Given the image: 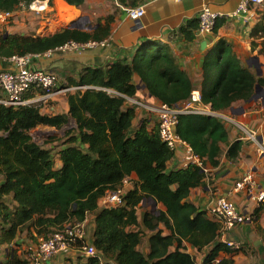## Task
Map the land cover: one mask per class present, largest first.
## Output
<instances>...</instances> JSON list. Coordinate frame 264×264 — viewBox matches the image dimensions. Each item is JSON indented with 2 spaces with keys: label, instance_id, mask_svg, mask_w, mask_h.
<instances>
[{
  "label": "trees",
  "instance_id": "16d2710c",
  "mask_svg": "<svg viewBox=\"0 0 264 264\" xmlns=\"http://www.w3.org/2000/svg\"><path fill=\"white\" fill-rule=\"evenodd\" d=\"M34 1L0 0V10L15 11ZM66 1L80 6L85 0ZM118 1L126 6H138L144 0ZM259 13L261 17L251 30L253 38L264 36V6ZM113 17H105V22L99 19V25L90 30L64 28L44 36L4 33L0 38V56L44 52L71 39L105 38L110 35ZM191 25L183 28L189 39L194 37L187 30ZM219 26L220 21L214 31ZM151 43L153 46L139 53L132 63L117 60L89 68L79 79H71L72 84L89 87L69 93V116L77 126L66 131L69 137L58 151L62 160L60 168L55 167L54 147L39 144L29 131L39 124L61 128L68 122V115L43 113L40 103L18 107L0 103V176L4 177L0 184V244L13 243L25 230L34 237L46 238L67 225L84 222L89 213H96L91 243L98 255L89 257L88 264H195V256L181 249L183 241L201 249L215 240L218 222L207 210L186 201L191 188L202 182L203 167L189 164L168 170L167 161L173 152L160 138L156 125L149 127L148 119L131 133L136 113L133 107L124 104L126 96L137 93L132 82L135 71L154 96L169 104L188 99L193 87L170 51L156 49V42ZM260 51L264 52V46ZM216 53L219 56L215 60ZM257 83L264 86V77L240 65L225 39H219L205 55L201 92L204 101L211 102L215 109L223 111L237 99L250 98ZM177 130L205 165L220 163L222 143L228 140V131L219 117L181 114ZM240 146L241 142L235 141L227 157L237 158ZM133 173L138 175V181L124 194L123 204L115 207L100 204L107 191L117 190ZM9 194L17 202L14 207L4 199ZM151 198L166 209L144 212L143 228H133L140 226L138 207ZM160 223L170 233L164 234ZM145 229L151 231L148 253L138 248ZM85 243L79 241L75 247L82 248ZM175 243L177 247L171 250ZM221 248L223 245L218 243L211 249L206 264H212L210 261ZM27 261L17 256L10 264ZM217 264H231V261L221 259Z\"/></svg>",
  "mask_w": 264,
  "mask_h": 264
},
{
  "label": "crops",
  "instance_id": "0c3cea01",
  "mask_svg": "<svg viewBox=\"0 0 264 264\" xmlns=\"http://www.w3.org/2000/svg\"><path fill=\"white\" fill-rule=\"evenodd\" d=\"M58 1H64L71 7L76 8L80 16H87L92 19L96 16L102 19V22H105V17L114 16L110 22L109 36L111 37V43L109 46L97 47L82 53L74 51L56 53L51 58H41L39 60L40 66L58 72L61 86L75 85L71 83V79H79L81 73L86 72L89 68L105 66L117 60L132 63L139 53H144L150 46H153L152 41L156 42L154 45L156 49L161 48L170 51L181 70L191 81L192 90H201L204 81V57L221 38L226 40L232 51L237 55L239 64L250 68L256 76H259L257 68L254 65H250L249 59L253 56H259L261 75L264 77V52L260 51L264 46V36L258 38L251 36L253 26L261 17L260 8L253 10V15L246 23L241 18L223 16L218 20L220 21V26L217 31L201 32L198 29V12L204 3H208L215 10L226 14L232 12L240 0H144L140 5L144 7L145 12L139 18H131L127 13V6L121 4L118 0H85L80 6L69 4L66 0ZM48 3L49 1H45L42 7H45V5L50 7ZM37 4L34 1L31 4L32 9H37ZM190 23L192 25L187 30L194 35L193 39L187 38L186 33L183 31V28ZM97 25H99L98 20L94 26L96 27ZM87 29H89L88 26ZM57 31L59 30L44 35H51ZM30 35L38 36L36 34ZM44 35L39 34V36ZM217 55L218 53L213 56L215 60L219 56ZM10 67L11 64L0 56V68ZM132 82L137 86V93L133 96H126L124 106L133 107L135 110L136 116L131 127V133H134L144 119L150 121V128L155 126L154 115L149 106L163 101L149 91L142 76L136 71L132 75ZM81 90L83 91L84 89ZM260 95L264 97V91L258 94L255 89L250 98L237 99L228 109L223 110L231 119L220 118L228 131V140L222 143L223 152L220 157V163L217 166L206 165L207 171H205L202 182L192 187L186 198V201L193 203L199 209L207 210L208 204L214 197L225 195L233 200L240 209L253 212L255 217L252 221L238 224L227 232L226 236L229 240L241 242V247L238 249L220 241L218 233L212 243L205 245L201 249L187 241H183L181 249L194 255L195 260L205 259L206 261L208 253L219 243L223 245V248L215 256L219 260L228 259L231 264H264V200L259 201L256 197L251 196L247 188H235L237 181L250 172L257 182L255 191H264V150L260 149L257 141L245 137L246 133L242 130V125L248 130H255L264 144V115L258 109L259 101L257 99ZM40 108L43 113L49 115L59 113L68 115V122L61 128L39 124L29 131L33 139L35 133L38 136H42V132L48 133L45 138L49 140L44 145L46 147H54L55 167L60 168L62 160L58 151L69 137V135H65L66 130L63 129L67 128L70 130L77 126L75 119L69 116V94L65 93L47 101H41ZM72 120L74 122L70 125ZM33 131L36 132L33 133ZM55 135H58V137ZM55 139L60 140L56 141ZM235 141H240L241 146L238 157L231 159L227 157V152ZM184 157L185 150L181 146L167 161L168 170L185 167ZM3 181L4 177L0 176V184ZM137 181L138 175L136 173L128 176L122 184L124 191L128 192L133 189ZM176 186L174 185L173 187ZM4 199L12 207L17 205L12 194L4 196ZM148 200L152 203L151 209L144 208V200L137 209L140 226L133 228H143L142 214L144 212L157 213L160 209H166L161 202L155 203L152 199ZM95 217L96 213H89L84 221L87 229V241L89 242L94 236ZM1 227L2 220L0 217V229ZM159 227L163 229L164 234L170 233V230L163 223H160ZM33 231L36 235V231ZM23 232L16 237L13 243L0 244V249L5 247L6 251V260H1V264H10L12 259L17 258V256L27 261L26 254L23 251L24 249H21V246H24L25 238L28 236L24 237ZM145 232H147V235H143L138 248L148 253L150 250L151 231L145 229ZM13 244H16L19 249L17 250L16 248L15 250L13 248L9 252L8 246ZM176 247L177 243L171 246V250ZM88 258L89 256L86 255L82 248L72 246L58 253L46 264H88ZM26 264L32 263L27 261Z\"/></svg>",
  "mask_w": 264,
  "mask_h": 264
},
{
  "label": "built area",
  "instance_id": "2783aa9c",
  "mask_svg": "<svg viewBox=\"0 0 264 264\" xmlns=\"http://www.w3.org/2000/svg\"><path fill=\"white\" fill-rule=\"evenodd\" d=\"M181 1V0H176ZM264 0H240L237 7L229 13H223L215 10L208 3H204L198 12V29L201 32H213L218 20L223 16H233L241 18L245 23L253 15L255 8H262ZM127 13L131 18L141 17L145 9L142 5L127 6ZM14 17V11L0 10V22L9 23ZM3 33L0 30V38ZM111 43V37L107 36L101 39H89L78 41L75 39L68 40L44 52H27L23 54H13L4 57L11 64L10 68H0V103L18 107L30 103H40L47 101L55 96L69 94L78 89H85L89 85H60V76L57 71L39 65L41 58H51L56 53L74 51L82 53L97 47H107ZM28 93H33L27 96ZM258 109L264 115V97L258 96ZM153 113V120L157 127L160 138L167 144L174 153L179 147L185 150L184 164H197L205 171L207 167L202 157L197 154L188 141L183 139L177 128L179 116L185 113H199L210 116H216L224 119H231L221 110L213 107L211 102L204 101L200 89H193L188 100L177 104L159 102L149 106ZM245 131V137L258 142L260 149L264 150L263 141L260 140L255 130H248L242 125ZM128 177V176H127ZM126 177V178H127ZM125 178V179H126ZM124 179V180H125ZM257 182L252 173H247L241 180L237 181L235 188H247L251 196L259 201L264 200V191H255ZM124 188L120 186L117 190H109L101 197V204L106 207H115L123 204ZM208 214L218 222L219 240L226 243L232 248H240L241 242L229 240L227 232L234 226L252 221L255 217L253 212L244 211L231 200L228 196L219 195L207 206ZM79 241L86 242L82 249L87 256H96L98 251L95 246L87 241V231L84 222H78L73 225H67L58 229L46 238H42L39 244L31 245L27 249V259L32 264H46L61 251L75 246ZM204 257V256H203ZM219 259L214 257L210 263L217 264ZM195 264H206L205 259L195 260Z\"/></svg>",
  "mask_w": 264,
  "mask_h": 264
},
{
  "label": "rangeland",
  "instance_id": "374dc122",
  "mask_svg": "<svg viewBox=\"0 0 264 264\" xmlns=\"http://www.w3.org/2000/svg\"><path fill=\"white\" fill-rule=\"evenodd\" d=\"M38 3L37 9H32L31 5L26 6L22 5L21 7L17 8L15 11V15L12 18V21L10 23H2L0 22V30L4 34L6 32L10 33H21V34H47L52 33L56 30H62L66 28L68 25L72 23L73 20H80V22L86 27L91 25L94 27V24L99 20L100 18L94 16L93 19L87 16H80L76 8H73L71 6H68L64 1H58V0H35ZM45 1H49V6L41 8L43 4H45ZM41 8V9H40ZM86 17L88 18L86 20ZM93 29V28H89ZM74 122L71 121L70 125ZM63 130L68 131L67 128H64ZM36 131H33L35 133ZM62 132V131H60ZM39 133V132H38ZM42 136H38L37 133H35L34 139L39 142V144H43L47 142L49 139L45 138L48 134L47 132H42ZM44 134V135H43ZM61 134V133H59ZM66 135V134H65ZM58 137V135H55ZM60 140V139H55ZM55 141V142H56ZM144 208L151 209L152 203L147 199L145 200ZM142 207V206H141ZM87 230V229H86ZM147 235V232L144 233ZM28 236L25 238V244L24 246H21V249H24V253L26 254L28 247L30 245H37L41 241V239L44 237L37 236L34 237L30 235L27 230L23 232V236ZM45 238V237H44ZM146 241V239H145ZM21 245V244H20ZM9 252L13 248H17L16 244L9 245ZM5 247L3 249H0V262L1 260H6L5 257ZM2 256V257H1ZM1 264V263H0Z\"/></svg>",
  "mask_w": 264,
  "mask_h": 264
},
{
  "label": "water",
  "instance_id": "95a60500",
  "mask_svg": "<svg viewBox=\"0 0 264 264\" xmlns=\"http://www.w3.org/2000/svg\"><path fill=\"white\" fill-rule=\"evenodd\" d=\"M88 18L86 17V20ZM95 27V26H94ZM93 26L89 25L88 28H94ZM66 28H82L84 29L85 26L80 22V20H73L72 23L70 25H68ZM5 34H8V32H6ZM250 65H254L257 68V73L259 75L262 74V70H261V64H260V59L259 56H253L249 59ZM262 91H264V87L260 84L257 83L256 84V92L259 94ZM152 199V198H151ZM153 200V199H152ZM155 201V200H154ZM156 203V202H155Z\"/></svg>",
  "mask_w": 264,
  "mask_h": 264
},
{
  "label": "bare ground",
  "instance_id": "6f19581e",
  "mask_svg": "<svg viewBox=\"0 0 264 264\" xmlns=\"http://www.w3.org/2000/svg\"><path fill=\"white\" fill-rule=\"evenodd\" d=\"M37 5H38V4H37ZM68 6H70V5H68ZM41 8H43V7H41ZM41 8H40V9H41Z\"/></svg>",
  "mask_w": 264,
  "mask_h": 264
}]
</instances>
